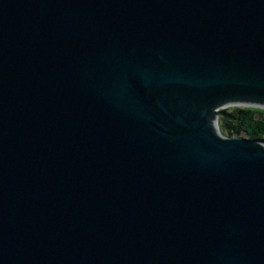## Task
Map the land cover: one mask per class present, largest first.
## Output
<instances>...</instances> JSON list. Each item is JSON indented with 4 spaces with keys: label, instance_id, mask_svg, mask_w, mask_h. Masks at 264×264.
<instances>
[{
    "label": "water",
    "instance_id": "water-1",
    "mask_svg": "<svg viewBox=\"0 0 264 264\" xmlns=\"http://www.w3.org/2000/svg\"><path fill=\"white\" fill-rule=\"evenodd\" d=\"M230 101L264 104V0H0V264H264Z\"/></svg>",
    "mask_w": 264,
    "mask_h": 264
},
{
    "label": "trees",
    "instance_id": "trees-1",
    "mask_svg": "<svg viewBox=\"0 0 264 264\" xmlns=\"http://www.w3.org/2000/svg\"><path fill=\"white\" fill-rule=\"evenodd\" d=\"M219 130L226 137L246 135L264 143V110L253 107L224 108L218 111Z\"/></svg>",
    "mask_w": 264,
    "mask_h": 264
},
{
    "label": "bare ground",
    "instance_id": "bare-ground-1",
    "mask_svg": "<svg viewBox=\"0 0 264 264\" xmlns=\"http://www.w3.org/2000/svg\"><path fill=\"white\" fill-rule=\"evenodd\" d=\"M228 105H239V106H243V105H254V106H262V107H264V104L253 103V102H235V101H230V102H227V103L224 104V106H228ZM213 118H211V119L208 120V124L211 127H216V125L218 123V120H217L216 117H213Z\"/></svg>",
    "mask_w": 264,
    "mask_h": 264
},
{
    "label": "rangeland",
    "instance_id": "rangeland-1",
    "mask_svg": "<svg viewBox=\"0 0 264 264\" xmlns=\"http://www.w3.org/2000/svg\"><path fill=\"white\" fill-rule=\"evenodd\" d=\"M232 103V102H231ZM233 107H244V106H236V105H230V106H226V107H223V108H221V109H224V108H233ZM259 109V108H258ZM262 110H264V109H262ZM214 119V118H213ZM219 118H218V123H217V126H218V128H219ZM243 137H245V138H248L246 135H244Z\"/></svg>",
    "mask_w": 264,
    "mask_h": 264
}]
</instances>
